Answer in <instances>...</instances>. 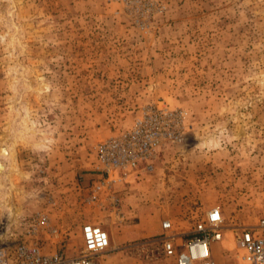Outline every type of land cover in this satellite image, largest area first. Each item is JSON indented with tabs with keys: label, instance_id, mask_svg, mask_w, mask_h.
<instances>
[{
	"label": "rangeland",
	"instance_id": "374dc122",
	"mask_svg": "<svg viewBox=\"0 0 264 264\" xmlns=\"http://www.w3.org/2000/svg\"><path fill=\"white\" fill-rule=\"evenodd\" d=\"M139 122L152 170L104 174L99 145ZM214 209V264H246L229 230L264 210V0H0V254L77 258L95 225L97 264H176L161 239Z\"/></svg>",
	"mask_w": 264,
	"mask_h": 264
},
{
	"label": "built area",
	"instance_id": "2783aa9c",
	"mask_svg": "<svg viewBox=\"0 0 264 264\" xmlns=\"http://www.w3.org/2000/svg\"><path fill=\"white\" fill-rule=\"evenodd\" d=\"M161 143V132L151 125L139 122L131 131L99 145V160L104 174L112 171L134 169L141 173L152 170L151 159ZM35 222V221H34ZM165 231L172 228L171 222L163 224ZM226 228L220 210L214 209L200 222L194 233L177 243L175 236L161 239L162 253L175 259L176 264H214L213 244L225 238ZM237 249L246 264H264V210L258 222L250 226L231 228ZM84 251L80 257L67 258L61 253L44 255L38 243L22 244L17 249L15 261L0 254V264H97L96 256L105 253L111 246L109 234L95 225L83 227Z\"/></svg>",
	"mask_w": 264,
	"mask_h": 264
}]
</instances>
